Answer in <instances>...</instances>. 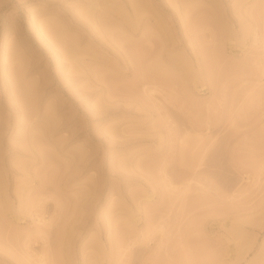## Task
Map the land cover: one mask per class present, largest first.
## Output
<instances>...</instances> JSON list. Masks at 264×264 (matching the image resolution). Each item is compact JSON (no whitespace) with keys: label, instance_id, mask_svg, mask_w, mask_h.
<instances>
[{"label":"rangeland","instance_id":"rangeland-1","mask_svg":"<svg viewBox=\"0 0 264 264\" xmlns=\"http://www.w3.org/2000/svg\"><path fill=\"white\" fill-rule=\"evenodd\" d=\"M264 264V0H0V264Z\"/></svg>","mask_w":264,"mask_h":264},{"label":"bare ground","instance_id":"bare-ground-1","mask_svg":"<svg viewBox=\"0 0 264 264\" xmlns=\"http://www.w3.org/2000/svg\"><path fill=\"white\" fill-rule=\"evenodd\" d=\"M42 262H43V264L45 263V261L42 259Z\"/></svg>","mask_w":264,"mask_h":264}]
</instances>
